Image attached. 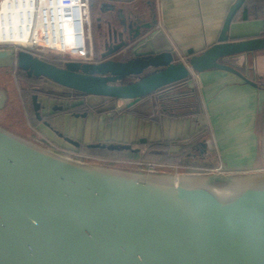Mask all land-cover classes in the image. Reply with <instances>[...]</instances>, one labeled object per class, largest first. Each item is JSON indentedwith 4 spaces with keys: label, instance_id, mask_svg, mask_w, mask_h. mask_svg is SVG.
<instances>
[{
    "label": "water",
    "instance_id": "95a60500",
    "mask_svg": "<svg viewBox=\"0 0 264 264\" xmlns=\"http://www.w3.org/2000/svg\"><path fill=\"white\" fill-rule=\"evenodd\" d=\"M121 1L129 0L103 3L120 30L97 61L58 65L27 48L3 47L0 69L16 67L125 104L210 69L255 85L247 59L264 51V36H229L246 0L230 4L215 43L199 53L190 48L183 59L167 40L160 44L165 37L153 29L155 12L141 21ZM7 99L0 87V110ZM31 102L41 119L37 94ZM88 146L131 149L120 143ZM0 264H264V171L175 175L118 168L70 157L0 125Z\"/></svg>",
    "mask_w": 264,
    "mask_h": 264
},
{
    "label": "crops",
    "instance_id": "0c3cea01",
    "mask_svg": "<svg viewBox=\"0 0 264 264\" xmlns=\"http://www.w3.org/2000/svg\"><path fill=\"white\" fill-rule=\"evenodd\" d=\"M92 1H97L98 16L114 19V15L100 8L98 0ZM233 1L129 0L118 2V5L126 10L135 9L141 21L143 17L149 20L152 9L157 19L153 29L162 30L165 37L161 38L160 44L167 40L173 46L175 56L183 59L188 49L199 53L217 41ZM261 8L262 12H258ZM244 12L247 17H244ZM256 12L258 16H255ZM110 21V28L106 24L95 26L98 53L104 43L115 41L117 36L111 30H120ZM229 36L232 40L264 36V0H246L231 23ZM247 66V75L255 85L245 83L233 73L210 69L192 73L186 87L172 90L175 94L162 101L150 96L125 104L123 100L95 95L65 100L39 94L41 119L36 118L33 110L36 123L27 122L31 127L29 132L35 141L40 142L39 135H44L71 150L90 143H120L130 144L131 150L137 151L139 147L170 140L174 144L169 147V157L178 158L180 163L218 168L214 172L232 175L262 172L264 51L250 55ZM44 81L53 83L47 79ZM53 84L63 88L61 92L66 90ZM99 102L104 109L97 110L94 106ZM83 103L87 110L79 108ZM194 103L199 104L198 114L191 108ZM120 107L122 109L119 110ZM128 107L136 112L112 115L113 111ZM182 107L186 108L181 114L173 116L167 113ZM67 138L76 143L69 142Z\"/></svg>",
    "mask_w": 264,
    "mask_h": 264
},
{
    "label": "built area",
    "instance_id": "2783aa9c",
    "mask_svg": "<svg viewBox=\"0 0 264 264\" xmlns=\"http://www.w3.org/2000/svg\"><path fill=\"white\" fill-rule=\"evenodd\" d=\"M91 0H0V48L21 47L47 55L48 51L64 54L65 60L93 61L90 26ZM16 38H1L7 33ZM16 34V35H17ZM40 142L70 157L108 165L132 167L141 171H215L187 163H166L126 158H104L82 154L61 147L44 135Z\"/></svg>",
    "mask_w": 264,
    "mask_h": 264
},
{
    "label": "trees",
    "instance_id": "16d2710c",
    "mask_svg": "<svg viewBox=\"0 0 264 264\" xmlns=\"http://www.w3.org/2000/svg\"><path fill=\"white\" fill-rule=\"evenodd\" d=\"M258 12H262V8ZM254 14H255V16H258V15H256L257 12ZM244 17H247V14L245 12H244ZM35 54L39 55L43 59H45L49 62H52L54 64H58V65L62 64L61 58H57V57L52 58V57H48V55H42L39 53H35ZM13 72H15V74L18 76V78L24 77L29 82L27 87L22 88V98L25 102L26 110L29 113V117L31 118L30 122L36 123V119H35V116L33 113L31 96H32V94H35L37 92L32 89L33 87H31V85L35 86L37 84L43 83L45 78L44 77L27 76L23 71H21L20 69H18L16 67H14ZM190 80H191V75L189 77L179 81V82H176V83L168 86V87L158 89L155 92H152L146 96H143L140 99H142V98L144 99L146 97L153 96L154 98L158 97V100L162 101L166 97L159 98V94H161L165 91H168V90H170V91H172V90L177 91L178 90L179 91L182 88L186 87ZM75 93H76V95H74L70 98L78 99V98H80V95L84 96V94H82L80 92L74 91V94ZM192 96H194V95H192ZM80 107H83L84 110L88 109V107L86 108L84 103L82 105H80L79 108ZM182 108L183 109H180V110L167 111V113H169L170 115L176 116L178 114H181V112L183 110H185L186 107H182ZM191 108L193 110H195V112L197 114L200 112L199 104H195V106H193ZM119 112L134 113L136 111H135V109L128 107V108L123 109L122 111L115 110V111H113L112 115L117 116L119 114ZM172 144H174L173 141L164 140V141L154 142V143H151L149 145L139 147V149L137 151H132L131 149L109 150L106 148H95V147H88V146L79 147L77 149H74V151L82 153V154H87V155H92V156H97V157H104V158H126V159L143 160V161L149 160V161H159V162H166V163H180V160H178V158H170L169 157V151L168 150Z\"/></svg>",
    "mask_w": 264,
    "mask_h": 264
},
{
    "label": "rangeland",
    "instance_id": "374dc122",
    "mask_svg": "<svg viewBox=\"0 0 264 264\" xmlns=\"http://www.w3.org/2000/svg\"><path fill=\"white\" fill-rule=\"evenodd\" d=\"M98 16V5L97 1L90 2V28H91V35H92V42H93V53H94V59L98 58V52H96L97 47H99L98 43L96 42V32H95V17ZM17 33H10L9 32L6 35H2L1 38H7L9 41L13 40L11 37L16 38L19 36ZM48 57H57V58H63L65 57L64 54L57 53L55 51H48L47 52ZM11 69V70H10ZM14 68H5L0 69V87L5 89L8 94V99L6 102V105L0 110V125L4 126L5 128L25 137L28 139L34 140L33 135L31 132H29V127L27 122L31 120L29 117V113L26 110L25 102L22 98V88L27 87L29 82L24 78L20 77L13 72ZM43 89L47 90L48 93L60 95L58 93H61L62 89L61 87L49 83L46 84L45 81L43 83L37 84V85H31V87H42ZM33 89V88H32ZM35 91V89H33ZM43 93L47 92H41L40 96L44 97ZM62 96V95H60ZM63 98V96L61 97ZM91 99V98H89ZM99 104V105H98ZM98 104H94L96 106L97 110L104 109L103 105L99 102ZM101 104V105H100ZM83 108V107H80ZM31 128V127H30ZM26 131V132H25ZM34 135L35 132L33 131ZM36 136V135H35ZM118 168H127V169H134L132 167H125V166H119L115 165Z\"/></svg>",
    "mask_w": 264,
    "mask_h": 264
},
{
    "label": "flooded vegetation",
    "instance_id": "af4514ba",
    "mask_svg": "<svg viewBox=\"0 0 264 264\" xmlns=\"http://www.w3.org/2000/svg\"><path fill=\"white\" fill-rule=\"evenodd\" d=\"M99 1V3H100V7H102L103 9V11L105 10V11H107V12H109L108 10H107V6L106 5H103V3H105V2H108L109 0H98ZM153 11H152V9H151V12H150V15H149V20L150 19H152V17H153ZM95 24H96V26H100L101 24H106L107 25V27L108 28H110V25L108 24V19L107 18H103L102 16H97V17H95ZM112 29V28H111ZM111 32H113L114 34L117 32L116 30L115 31H112L111 30ZM111 32H109V33H111ZM112 35V34H111ZM109 36V35H108ZM110 45V42L109 43H104L103 44V49L102 50H104L105 48H107V46H109ZM101 50V51H102ZM98 55H99V53H98ZM98 60V58H96V59H94L93 61H97ZM33 89H35V91L37 92V93H35V94H37V95H39L42 91L43 92H47V93H43V94H45L46 95V97H50V98H59V99H65V100H68L70 97H72V96H74V95H76V93L74 94V91H71V90H64L63 92H61V93H58V94H60V95H62L63 96V98H61L62 96H60V95H55V94H51V93H48V91L47 90H44L43 89V85H42V87H33ZM80 97H85V95L84 96H81L80 95ZM170 97V96H169ZM175 99V98H174ZM161 104H162V102H161ZM43 107V106H42ZM40 111H41V107H40Z\"/></svg>",
    "mask_w": 264,
    "mask_h": 264
}]
</instances>
